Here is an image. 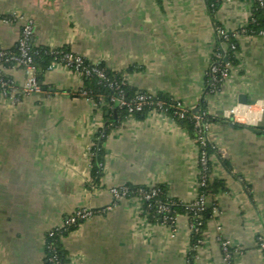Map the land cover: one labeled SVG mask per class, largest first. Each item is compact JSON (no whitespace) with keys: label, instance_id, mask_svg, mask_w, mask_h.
Listing matches in <instances>:
<instances>
[{"label":"crops","instance_id":"1","mask_svg":"<svg viewBox=\"0 0 264 264\" xmlns=\"http://www.w3.org/2000/svg\"><path fill=\"white\" fill-rule=\"evenodd\" d=\"M254 3L224 1L212 13L207 0H0V48H14L22 17H31L36 45L65 46L122 72L137 92L167 93L193 113L204 98L207 113L224 119L208 121L206 133L216 149L211 177L226 182L214 202L207 198L211 216L198 246L187 215L177 216L173 234L147 217L136 194L116 201L112 187L163 184L169 197L192 204L199 146L165 112L128 115L107 134L96 181L91 147L120 114L87 98L83 76L58 64L38 92L0 91V264H47L48 232L85 207L96 212L62 237L66 264H225L224 240L234 264H264V132L251 130L264 126V35L236 34L238 63L218 92L205 93L217 26L237 32ZM4 73L17 89L28 77L20 67ZM246 99L255 106L237 122L230 110L245 109Z\"/></svg>","mask_w":264,"mask_h":264},{"label":"trees","instance_id":"2","mask_svg":"<svg viewBox=\"0 0 264 264\" xmlns=\"http://www.w3.org/2000/svg\"><path fill=\"white\" fill-rule=\"evenodd\" d=\"M225 0H207V5L209 10L212 13H215L216 10L220 7V5ZM2 17L10 18L11 15L4 14ZM221 26H217V30ZM236 34L242 35H264V3L261 4L259 0H255L253 12L250 16L248 22L241 27L237 32H229V40H225L224 37L220 34L218 35V45L216 50L221 49L224 47V52L227 58V62L231 65H236L238 63V52H239V44L238 40L236 39ZM236 43V49L231 48V44ZM30 54L33 58L34 65L36 67V74H40L42 77L44 74L50 70L51 66L56 62L61 60V56L63 53L70 51L69 48L57 47L52 48L44 45H36L34 44L33 40H31L30 45ZM15 51L18 50L17 44L13 48ZM215 54L213 55V62L219 61ZM85 67L92 68L94 66H98L99 68L103 69L107 75V77L111 80H116L121 83V88L124 89L126 97L131 100L135 97L137 93H146L151 94L144 91H136L134 88L130 87L127 82L124 80L122 72H114L108 69L103 63L94 64L93 62L87 61L85 59L84 63ZM84 78V86L83 90L89 92V95L93 97L94 101L97 104L104 103V109L113 112L114 110L118 111L120 117L118 119H114L110 117L104 126L99 130L97 133V139L95 145L92 147V175L96 181L100 179L103 174V165H104V141L107 138V134L112 127L120 123L122 119H124L128 115H135L136 117L144 116L148 111L156 109L158 111L165 112L166 114L173 117L179 124L187 127L189 131L192 133L193 137L196 139L197 137V129L195 127V120H194V113L191 110L186 111L184 116H180L178 100L173 99L169 94L159 92L158 94L153 95L152 97V104H146L142 110L134 111L130 113L127 107L119 106L116 102L111 101V96L114 93V89L111 88L105 79L99 78L96 74L91 75H83ZM208 76L206 75V91L205 93L209 92L210 86L208 82ZM124 82V83H122ZM220 89V84H219ZM1 91V88H0ZM160 101L162 103L161 107L157 104ZM201 111L199 113L204 115V122L207 123L208 121H218L224 120L220 117H213L209 115L205 109V102L204 98L201 100ZM207 153L212 155L215 153L216 149L210 142L205 147ZM207 180L206 184L199 188V193L204 194L207 198H209L212 202H214V196L220 191L226 188V182L222 179L212 178V161L210 160L207 164ZM199 169L201 166L199 165ZM158 188V194L154 196L150 201H144V210L147 214V217L153 222H163L164 215L177 217L180 214H185L189 217L192 222H196L198 219L201 220V225H199V230L197 232H192V244L193 246H198L201 242L200 240L203 239V231L205 229L206 221L211 216L212 208L205 207L204 210H198L196 207H193L191 204H186L180 202L177 199H173L167 195V187L166 185L159 184L155 186ZM142 188L146 191L150 190L148 186H129L130 195H134L138 193V190ZM165 203L169 205L170 210L160 213L157 210L158 203ZM80 224V223H79ZM79 224L70 226L68 229H61L57 231L53 236H46V245L50 244L58 254L59 258L61 259L63 264L67 263V253L63 248L62 245V237L67 235L70 231L75 229ZM53 250H49L46 248V255L51 254ZM194 252V251H193ZM46 263H48L47 258ZM234 264V263H233Z\"/></svg>","mask_w":264,"mask_h":264},{"label":"built area","instance_id":"3","mask_svg":"<svg viewBox=\"0 0 264 264\" xmlns=\"http://www.w3.org/2000/svg\"><path fill=\"white\" fill-rule=\"evenodd\" d=\"M230 1V0H225ZM261 4L264 3V0H259ZM15 16V15H13ZM23 24L21 27L20 36L17 41V47L18 50L15 51L13 48H0V88L1 92L4 94H8L10 92H14L15 90L21 91L23 93H34L40 91L41 87L39 84V78L36 74V67L34 65L33 58L30 54V42L33 39L34 35V29H35V20L31 17H22ZM10 20V19H5ZM217 31V34H220L224 37V39L227 41L229 40V31L223 29L220 27ZM237 44L232 43L231 48L236 49ZM224 47H221V49L214 51V54L220 58L219 61L213 62L207 72L206 75L208 76V82H209V93H216L224 84V82L230 77L231 68L232 65L227 62L226 55L224 52ZM85 58L81 54L75 53L73 51H67L62 54L61 60L56 61L50 69L55 67L58 64H61L68 69L73 70L80 76L83 75H91L96 74L99 78L105 79L107 81V84L114 89V93L111 96V101L116 102L119 106L127 107L128 111L130 113L134 111L142 110L143 107L146 104H152L153 101L151 100L154 94H146V93H137L135 97L131 100H129L126 95L123 88H121V83H119L116 80H111L107 77L105 71L98 66H94L92 68L85 67ZM97 64V63H96ZM6 67L11 68H25V70L28 73L27 80L25 81L22 88L17 89L14 85V82L12 79L7 77L4 73V69ZM124 83V82H122ZM82 93L89 98L90 100L94 101L93 97L89 95V92L86 90H83ZM179 101V100H178ZM159 107H161L162 103L160 101L157 102ZM179 106V114L180 116H184L187 109L183 107L182 102H178ZM255 104L247 103L245 104V109L240 108V106H235L231 108L230 114L234 115L237 122H242L246 119V113L247 111L253 110V107ZM258 110L262 112L264 110V106H259ZM194 120H195V127L197 129V137L196 142L199 146V165L201 166L200 169V177H199V188L204 186L206 184L207 180V164L211 160L209 155L205 149L207 144L209 143V140L207 138V129H206V123L204 122V115L201 113H194ZM211 143V142H210ZM92 149V147H91ZM92 151V150H91ZM158 188L155 186H151L149 191H146L142 188L138 190L137 196H139L143 201H150L154 196L158 194ZM111 194L113 195L114 199L117 201L123 197L130 195V189L128 186H120V187H112L110 189ZM207 202V197L204 194L198 195V198L195 202H193L191 205L193 207H196L198 210H204L205 209V203ZM112 209V206H107L102 211L110 210ZM157 210L160 213L169 211V205L165 203H158ZM96 211L91 208H79L77 209L73 214L69 215L61 224L53 227L49 232V236H53L57 231L61 229H68L70 226L77 225L81 223L83 220H87L91 218ZM163 222L166 224H169L171 227V230L173 234L177 232V217L168 216L167 214L163 217ZM199 225H201V220L198 219L196 222H192L190 220V230L192 232H197L199 230ZM202 242V240H200ZM231 242L229 240L222 241V250H223V259L225 264H233V258H232V252H231ZM259 246L264 251V237H261L259 239ZM46 248L49 250H53L51 254L46 255L47 261L49 264H63L61 259L59 258L58 254L52 247V245L47 244Z\"/></svg>","mask_w":264,"mask_h":264},{"label":"water","instance_id":"4","mask_svg":"<svg viewBox=\"0 0 264 264\" xmlns=\"http://www.w3.org/2000/svg\"><path fill=\"white\" fill-rule=\"evenodd\" d=\"M37 77L40 78L39 84L42 85L43 84V80L41 79V75L40 74H37ZM43 90H46V88L44 87ZM245 102L248 103V100L246 99ZM193 111L194 112H197V110H193ZM251 130H253L254 132H257V133H262V132H264V126H254V127L251 128ZM212 205L213 204L210 201H207L205 203V206L206 207H212Z\"/></svg>","mask_w":264,"mask_h":264}]
</instances>
